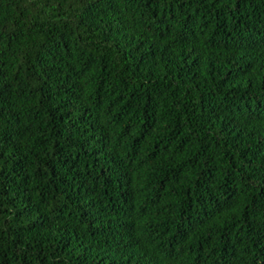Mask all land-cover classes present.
I'll list each match as a JSON object with an SVG mask.
<instances>
[{"label":"trees","instance_id":"16d2710c","mask_svg":"<svg viewBox=\"0 0 264 264\" xmlns=\"http://www.w3.org/2000/svg\"><path fill=\"white\" fill-rule=\"evenodd\" d=\"M0 264H264V0H0Z\"/></svg>","mask_w":264,"mask_h":264}]
</instances>
